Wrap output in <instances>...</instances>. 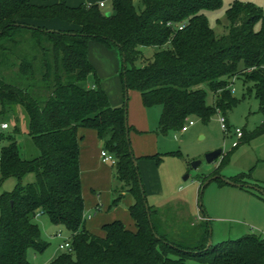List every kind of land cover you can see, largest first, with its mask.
Segmentation results:
<instances>
[{"label":"trees","instance_id":"1","mask_svg":"<svg viewBox=\"0 0 264 264\" xmlns=\"http://www.w3.org/2000/svg\"><path fill=\"white\" fill-rule=\"evenodd\" d=\"M138 1L139 7L133 0H111L107 15L98 3L71 7L67 0H0V113L23 108L38 149L37 157L22 158L15 138L0 134L8 141L0 152V185L10 177L18 180L11 192L0 195V264H31L28 249L44 251L38 216L70 233L72 251L48 264H264V239L253 235L207 247L206 227L193 238L198 243L188 247L159 233L162 210H145L127 122L128 90L139 92L144 108H161V135L179 131L191 118L207 123L216 114L227 116L236 105L232 84L238 78L253 84L264 111V15L253 4L236 1L225 12L228 32L217 37L205 12L219 9L221 0ZM55 20L66 28L47 29L45 23ZM90 42L120 52V107H111L99 85L88 60ZM143 48H152L153 54L144 58ZM82 129L94 131L102 150L114 157L121 188L110 209L122 193L129 194L133 229L119 220L104 224L103 236L86 229L79 166ZM262 134L264 122L243 132L237 146ZM229 154H221V165ZM143 159L161 160L158 154ZM221 165L204 177L202 188L213 181L225 184L220 177L211 179ZM29 173L34 182L22 184ZM242 178L228 180L264 200V188L245 187Z\"/></svg>","mask_w":264,"mask_h":264},{"label":"rangeland","instance_id":"2","mask_svg":"<svg viewBox=\"0 0 264 264\" xmlns=\"http://www.w3.org/2000/svg\"><path fill=\"white\" fill-rule=\"evenodd\" d=\"M93 1H103L104 7L101 8L103 12L107 13L111 10V0H67V4L77 7ZM236 1L253 4L264 15V0H221L219 9L205 12L207 22L217 37L228 32L229 24L225 12L229 5ZM133 2L136 6H140L138 0ZM48 24H50L47 25L49 30L58 31L66 28L65 24L56 20ZM153 51L152 48H143L144 58H149ZM88 60L95 69L99 85L108 96L111 107H120L124 97L119 77L121 56L118 49L115 47L107 49L101 44L90 42ZM140 65L138 62L136 66ZM91 82L89 78L87 84L91 85ZM232 96L236 99V105L227 116H224L230 131L240 129L246 134L264 122V111L260 109L259 101L255 98L252 83L245 84L241 78L234 79ZM207 101L211 103L209 94ZM160 111L159 106L144 108L139 92L128 90L127 122L131 127L128 136L134 158L137 159L147 205L162 209L163 222L160 228L158 227L159 233L167 234L170 241L188 247H194L198 243L193 238L197 233L201 234L206 227L209 230L207 245L209 241L212 245H217L247 235L264 239L263 199L255 193H249L250 191L244 192V189L221 186L217 181L210 182L202 188L204 177L213 174L221 165V157L208 164L204 156L217 149H221L223 154L230 152L229 158L216 172L218 177L228 180L243 175L242 181L246 183L245 187H254L256 184L264 188V134L233 148L232 144L238 142V138L232 132L225 134L222 131L219 122L221 115L216 114L207 123L191 118L194 124L187 132L183 133L179 130L161 135L157 132ZM3 123H6L8 128L5 130L0 128V134L15 138L21 157L25 159L37 157L38 149L29 134L28 116L25 110L17 107L14 112L0 113V125ZM93 132L91 129H82L80 134L88 138V134ZM155 132L158 134L156 135ZM7 144L6 139H0V152ZM156 154L161 159L158 164L154 160L143 159L145 156ZM198 161L201 163L197 168H193L192 164ZM104 164L110 171L107 182L110 191L109 189L105 191L104 183L100 184L94 191H87L86 201L87 196L96 200L102 193L118 196L117 191L121 185L117 181L113 166L111 163ZM34 180V175L29 173L23 177L22 184L33 183ZM17 182L15 177L5 179L0 185V195L11 192ZM130 200V195L123 196L115 213H109L99 207L92 210L85 205L86 227L92 229L94 226L95 229L91 231L100 235L101 224L111 221L113 217L123 221L127 228L133 226L125 212L126 203ZM88 214L91 215V219L87 218ZM35 222L47 247L42 252L28 249L27 259L31 264H48L66 252L65 249L59 248L64 240L57 238L56 234L60 233L63 237L69 238L70 233L61 225H53L47 216H38ZM187 264L203 263L187 260Z\"/></svg>","mask_w":264,"mask_h":264},{"label":"crops","instance_id":"3","mask_svg":"<svg viewBox=\"0 0 264 264\" xmlns=\"http://www.w3.org/2000/svg\"><path fill=\"white\" fill-rule=\"evenodd\" d=\"M99 2H103V1H98V2L93 1L91 3H99ZM91 3H89V4H91ZM51 22H53V21H49L45 24L49 26L50 24H48V23H51ZM261 70L264 72V67H262ZM87 86L89 87L90 85L87 84ZM141 130H146V129H141ZM79 134H80V131H79ZM155 134L157 135L158 133L155 132ZM80 136H82V138L79 141V149H80V151H79V166H80V180H81V187H82V196L84 199V210H85V205H87V208H90L92 210H96L99 207L102 209H106L109 213H115L117 211L119 205H120L119 202L122 200L123 196H127L129 194L122 193V197H121L120 201L117 203V205L115 207H112L111 209H110V204H111L112 200L115 198V196H112L111 194L109 195V193H106L107 195L106 194L104 195L102 193V195L97 196L96 200L93 198H89V196H87V201H86L87 191L88 190L94 191L95 189L98 188V186L100 184L104 183L103 185H104L105 191H107L108 189L110 191V188L108 187V184H107V182L110 178V171H109L108 167L105 166V164L101 160L100 152L102 151V143L100 141H98L95 132H93V134H91V133L88 134V138H86V135L80 134ZM228 179H230V178H228ZM221 186H229V187L239 188L237 186H232V185H229L226 183L221 185ZM239 189H241V188H239ZM241 190H243V189H241ZM244 192H246V191H244ZM106 196H108V197L105 198ZM99 204H101V205H99ZM131 204H132V198H131L130 202L126 203V211L125 212L128 216H129L128 208ZM151 206L154 209L162 210L160 208L154 207L153 205H151ZM84 217H85V211H84ZM87 218L91 219L92 217L90 214H88ZM113 218L114 219H112L111 221L102 223L101 226H103L104 224H107L109 222H112L114 220L121 221L117 217H113ZM205 218H207V217H205ZM101 220H103V219H101ZM129 220L133 224L130 217H129ZM121 222H123V221H121ZM97 226H99V225H97ZM125 226L127 227V225H125ZM92 227L94 228V226H92ZM128 227H129V229H133V226H128ZM93 228L91 229V228L86 227V229L91 233H93L91 231V230H93ZM93 234H95V233H93ZM102 234H103V231L100 233L99 236H102Z\"/></svg>","mask_w":264,"mask_h":264},{"label":"built area","instance_id":"4","mask_svg":"<svg viewBox=\"0 0 264 264\" xmlns=\"http://www.w3.org/2000/svg\"><path fill=\"white\" fill-rule=\"evenodd\" d=\"M98 5H99L100 8L104 7V3L103 2H99ZM179 29H181V27ZM219 122H220V125H221V129H222V131L225 134H228V133L230 134V132H232L235 135V137L238 138V140L242 137V133H243L242 130H240V129H232V131H230V129H229L228 125H227V120H226V118L224 116L221 115V117H219ZM193 124L194 123H193L192 120L187 121L184 124V126L180 129V131L183 132V133L186 132L188 130V128L190 126H192ZM0 127H1L2 130H5V129L8 128L6 123L1 124ZM237 144H238V142H234L232 144L233 148L237 147ZM100 157H101V160H102L103 163H111L112 166L115 164L114 157L111 154H109L106 151H104V150H102L100 152ZM56 237L57 238H62L64 240V242L59 245L60 249H65L66 252H71L72 251L71 242H70L69 238L63 237L60 233H57Z\"/></svg>","mask_w":264,"mask_h":264},{"label":"water","instance_id":"5","mask_svg":"<svg viewBox=\"0 0 264 264\" xmlns=\"http://www.w3.org/2000/svg\"><path fill=\"white\" fill-rule=\"evenodd\" d=\"M109 13H107V15H108ZM125 128H127V122H125ZM221 154H222V151H221V149H217V150H214V151H212V152H209V153H207L205 156H204V159H205V161L208 163V164H211V163H213L214 161H216L218 158H220L221 157ZM133 162L134 163H136L135 162V160H133ZM201 162L200 161H198V162H194L193 164H192V167L193 168H197V166L200 164ZM218 176H215V177H212L211 179H215V178H217ZM187 178V176L185 177V179ZM210 179V180H211ZM224 183H226V184H229V185H232V186H235V184L234 183H232L231 181H229V180H227V179H224V178H220ZM205 184H207V182L205 183ZM204 184V185H205ZM247 187H251V186H247ZM255 190H258L256 187H253ZM262 196H263V198H264V192H262ZM144 207H145V210L147 211L148 210V205L146 204V203H144ZM147 218H148V220H149V215L147 216ZM211 245V242L209 241L208 242V245H207V247H209Z\"/></svg>","mask_w":264,"mask_h":264}]
</instances>
